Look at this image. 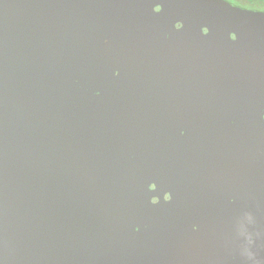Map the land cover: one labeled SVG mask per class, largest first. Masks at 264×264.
I'll use <instances>...</instances> for the list:
<instances>
[{"label": "water", "instance_id": "1", "mask_svg": "<svg viewBox=\"0 0 264 264\" xmlns=\"http://www.w3.org/2000/svg\"><path fill=\"white\" fill-rule=\"evenodd\" d=\"M0 264H264V11L0 0Z\"/></svg>", "mask_w": 264, "mask_h": 264}, {"label": "flooded vegetation", "instance_id": "2", "mask_svg": "<svg viewBox=\"0 0 264 264\" xmlns=\"http://www.w3.org/2000/svg\"><path fill=\"white\" fill-rule=\"evenodd\" d=\"M203 32L208 33V30L204 29ZM231 38H232V40H235L236 36L234 34H232ZM151 190L152 191L156 190L155 186L152 185ZM151 200H152V203L154 205H158L161 203L166 204L165 205L166 209L172 216L175 215L176 213H178V211H180V209H181V206L179 204L173 205L174 197L170 194H166L164 197L154 196ZM171 203H172V205H171ZM179 213H181V212H179Z\"/></svg>", "mask_w": 264, "mask_h": 264}, {"label": "trees", "instance_id": "3", "mask_svg": "<svg viewBox=\"0 0 264 264\" xmlns=\"http://www.w3.org/2000/svg\"><path fill=\"white\" fill-rule=\"evenodd\" d=\"M238 6L264 11V0H227Z\"/></svg>", "mask_w": 264, "mask_h": 264}]
</instances>
